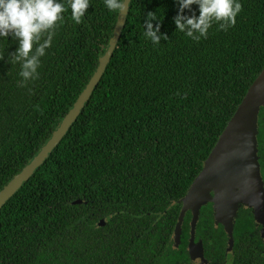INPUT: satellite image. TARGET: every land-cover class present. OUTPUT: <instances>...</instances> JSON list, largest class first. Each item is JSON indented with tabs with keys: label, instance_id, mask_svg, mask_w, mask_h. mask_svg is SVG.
Wrapping results in <instances>:
<instances>
[{
	"label": "trees",
	"instance_id": "1",
	"mask_svg": "<svg viewBox=\"0 0 264 264\" xmlns=\"http://www.w3.org/2000/svg\"><path fill=\"white\" fill-rule=\"evenodd\" d=\"M240 3L234 26L225 31L214 22L206 38L193 40L175 31V0H129L89 99L0 206V264H195L187 252L192 235L206 264H264V237L250 208L237 211L230 249L211 203L193 227L186 211L179 245L173 240L182 197L264 67V0ZM148 11L168 35L158 45L144 36ZM118 14L103 0H90L79 24L66 11L38 77L27 82L10 62L16 42L0 39V190L72 108ZM257 131L264 182L262 108Z\"/></svg>",
	"mask_w": 264,
	"mask_h": 264
},
{
	"label": "water",
	"instance_id": "2",
	"mask_svg": "<svg viewBox=\"0 0 264 264\" xmlns=\"http://www.w3.org/2000/svg\"><path fill=\"white\" fill-rule=\"evenodd\" d=\"M128 2L129 0H126L125 11L118 14L113 36L109 40V46L104 55L99 58L94 74L39 152L0 190V206L56 146L83 108L84 103L89 99L120 36ZM260 108L264 113V67L249 85L235 112L227 121L215 145L204 160L201 170L182 197L179 218L173 236L174 246H178L180 243L181 221L184 213L190 211L191 227H193L200 208L207 203L212 204L214 222L221 224L227 234L228 249L233 246L234 220L241 207L251 209L255 221L261 225L260 232L264 237V182L260 174L256 138ZM80 202L79 199L74 201V203ZM102 223L103 221H101ZM187 252L193 263H207L202 243L200 240L195 241L193 235L189 238Z\"/></svg>",
	"mask_w": 264,
	"mask_h": 264
},
{
	"label": "clouds",
	"instance_id": "3",
	"mask_svg": "<svg viewBox=\"0 0 264 264\" xmlns=\"http://www.w3.org/2000/svg\"><path fill=\"white\" fill-rule=\"evenodd\" d=\"M103 2L109 11H125L126 0ZM175 3L177 11L172 18L175 31L193 40L206 38L214 22L227 31L235 25L242 8L240 0H175ZM89 5L90 0H67L66 3L65 0H0V39L9 42L11 37L16 42L10 62L20 65L19 76L23 82L38 77L41 58L52 46L55 29L63 22L64 13L70 9L71 19L79 24ZM161 19L156 11H148L142 22L144 36L153 45L168 39L161 32Z\"/></svg>",
	"mask_w": 264,
	"mask_h": 264
}]
</instances>
